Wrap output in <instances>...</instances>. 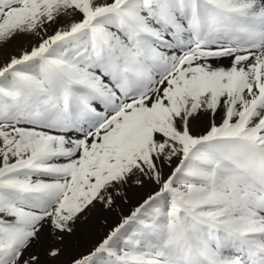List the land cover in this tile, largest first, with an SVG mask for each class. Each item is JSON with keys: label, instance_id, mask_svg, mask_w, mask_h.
Segmentation results:
<instances>
[{"label": "snow or ice", "instance_id": "snow-or-ice-1", "mask_svg": "<svg viewBox=\"0 0 264 264\" xmlns=\"http://www.w3.org/2000/svg\"><path fill=\"white\" fill-rule=\"evenodd\" d=\"M0 264H264V0H0Z\"/></svg>", "mask_w": 264, "mask_h": 264}, {"label": "rangeland", "instance_id": "rangeland-1", "mask_svg": "<svg viewBox=\"0 0 264 264\" xmlns=\"http://www.w3.org/2000/svg\"><path fill=\"white\" fill-rule=\"evenodd\" d=\"M134 202H135V197H134ZM132 206L133 205H128L125 208V212H127L128 208H131ZM110 219H114V218L110 217ZM94 225H95V227L100 228V225L98 223L94 222ZM102 234H103V228H100V235H102ZM92 238H93L92 230L91 229H86V230H84L83 232H81L79 234L77 242L90 246V244L92 243Z\"/></svg>", "mask_w": 264, "mask_h": 264}]
</instances>
